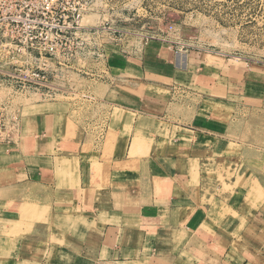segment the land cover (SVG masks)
Here are the masks:
<instances>
[{
    "label": "rangeland",
    "instance_id": "374dc122",
    "mask_svg": "<svg viewBox=\"0 0 264 264\" xmlns=\"http://www.w3.org/2000/svg\"><path fill=\"white\" fill-rule=\"evenodd\" d=\"M73 4L85 7L81 25L87 28L81 36L86 45L72 67L52 63V81L59 90L43 95L0 80V264H5V257L14 264L20 260L39 264L45 254L43 239L36 237L42 231L28 221L36 206L6 221L2 214L5 198L20 193L10 182L23 140L31 139L42 121L49 130L61 125L76 134L90 120L115 121L116 113H123L117 107L126 108L130 102L131 83L123 78L111 87L99 80L102 63L95 53L106 52L117 61L130 54L151 59L154 48H162L157 43L161 39L168 41L163 47L170 49L174 61L155 62L151 68L155 71H148L156 78L140 77L138 92L132 94L138 97L139 108L134 106L138 111L131 118L158 117L157 131L146 130L149 144L156 146L163 144L169 121L179 122L181 116L194 121V126L198 121L204 130L212 131L207 126L213 123L226 128L216 133L236 142L227 152L232 157L207 160L206 165L217 168L206 174L207 181L220 190L205 192L216 197L212 215L237 234L233 243L225 238L231 250L222 258L232 260L249 251L251 264H264V230H250L245 236L242 227L261 208L264 214V0H60L58 10L46 14L48 20L66 24ZM33 55V51L19 54L16 60L32 62ZM263 214L256 217L258 221L264 222ZM204 253L212 264L220 260L206 248Z\"/></svg>",
    "mask_w": 264,
    "mask_h": 264
},
{
    "label": "crops",
    "instance_id": "0c3cea01",
    "mask_svg": "<svg viewBox=\"0 0 264 264\" xmlns=\"http://www.w3.org/2000/svg\"><path fill=\"white\" fill-rule=\"evenodd\" d=\"M167 42H157L162 48H154L151 59L130 54L117 61L100 54L99 80L108 86L123 78L131 83L130 102L126 108L119 104L123 113L117 112L115 121L90 120L78 134L61 125L49 130L42 121L35 135L23 140L10 182L20 193L5 198L2 214L6 221L36 206L28 221L42 231L36 237L46 246L39 264H212L204 259L205 248L219 255L216 264L252 263L249 251L223 259L231 250L225 238L233 243L237 234L212 215L216 197L205 194L210 188L220 190L207 181L206 174L217 170L207 160H230L227 152L236 144L216 133L224 126L213 123L207 126L212 131L204 130L198 121L194 126L181 116L179 122L169 121L163 144L156 146L149 144L146 130L157 128L158 117L131 118L138 111L134 106L139 108L132 94L138 92L140 77L156 78L150 73L155 62L174 61L170 49L163 47ZM234 205L238 207L236 200ZM261 209L242 224L245 236L264 230V222L256 218ZM3 261L16 262L7 257Z\"/></svg>",
    "mask_w": 264,
    "mask_h": 264
},
{
    "label": "built area",
    "instance_id": "2783aa9c",
    "mask_svg": "<svg viewBox=\"0 0 264 264\" xmlns=\"http://www.w3.org/2000/svg\"><path fill=\"white\" fill-rule=\"evenodd\" d=\"M60 0H0V80L20 91L52 95L57 90L52 63L72 67L86 45L81 36L85 11L73 4L71 19L60 25L46 14L58 10ZM78 4V3H77ZM172 28V27H169ZM33 51L32 62L18 63L17 55ZM99 51L95 54L100 57Z\"/></svg>",
    "mask_w": 264,
    "mask_h": 264
},
{
    "label": "bare ground",
    "instance_id": "6f19581e",
    "mask_svg": "<svg viewBox=\"0 0 264 264\" xmlns=\"http://www.w3.org/2000/svg\"><path fill=\"white\" fill-rule=\"evenodd\" d=\"M86 21H88V19H85ZM86 23V22H85Z\"/></svg>",
    "mask_w": 264,
    "mask_h": 264
}]
</instances>
